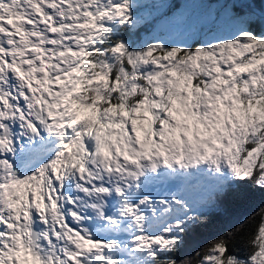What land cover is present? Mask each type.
I'll return each instance as SVG.
<instances>
[{"label":"snow or ice","instance_id":"6c2138e0","mask_svg":"<svg viewBox=\"0 0 264 264\" xmlns=\"http://www.w3.org/2000/svg\"><path fill=\"white\" fill-rule=\"evenodd\" d=\"M0 264H264V0H0Z\"/></svg>","mask_w":264,"mask_h":264},{"label":"trees","instance_id":"16d2710c","mask_svg":"<svg viewBox=\"0 0 264 264\" xmlns=\"http://www.w3.org/2000/svg\"><path fill=\"white\" fill-rule=\"evenodd\" d=\"M262 203L261 198L258 195L252 196L250 198V204L253 206V208L258 207ZM228 210L231 211V205H228ZM214 234V226L209 225L207 228H205L201 232V236L203 237H210Z\"/></svg>","mask_w":264,"mask_h":264}]
</instances>
